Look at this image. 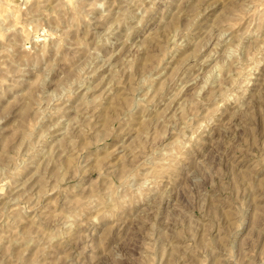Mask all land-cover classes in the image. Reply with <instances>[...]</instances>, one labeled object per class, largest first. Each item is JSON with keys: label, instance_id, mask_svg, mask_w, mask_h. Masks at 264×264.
I'll use <instances>...</instances> for the list:
<instances>
[{"label": "rangeland", "instance_id": "1", "mask_svg": "<svg viewBox=\"0 0 264 264\" xmlns=\"http://www.w3.org/2000/svg\"><path fill=\"white\" fill-rule=\"evenodd\" d=\"M114 245L264 264V0H0V258Z\"/></svg>", "mask_w": 264, "mask_h": 264}, {"label": "clouds", "instance_id": "2", "mask_svg": "<svg viewBox=\"0 0 264 264\" xmlns=\"http://www.w3.org/2000/svg\"><path fill=\"white\" fill-rule=\"evenodd\" d=\"M115 6V5H114ZM92 7L94 8H99L103 10L105 8V3H99V4H93ZM121 8L124 7V5H120ZM107 12H103L101 19H103L104 16H107ZM146 82L141 81L140 84L137 86V90L142 89L145 86ZM145 100L147 97L144 98ZM143 101L137 100L135 104L142 103ZM236 103L238 105L237 111H242L245 107L244 104V98L243 95H240L236 97ZM135 111V105L129 109V112H134ZM78 219V214L73 213L71 216L68 218V223L64 225L65 229H67V232L70 233L71 229L75 226L74 221ZM12 245L20 247L21 252H24V249L28 246V243H21L19 238H15L12 240ZM115 251H109L107 254L112 258V264H123V260L125 259L124 254L119 250V245H114L113 246ZM15 255V252L13 251L12 253H4V257L0 258V264H8V260L12 258V256Z\"/></svg>", "mask_w": 264, "mask_h": 264}]
</instances>
